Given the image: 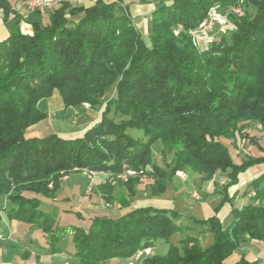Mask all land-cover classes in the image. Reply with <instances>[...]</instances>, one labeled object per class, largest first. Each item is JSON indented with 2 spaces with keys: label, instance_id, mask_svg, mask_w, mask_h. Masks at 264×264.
Masks as SVG:
<instances>
[{
  "label": "trees",
  "instance_id": "obj_1",
  "mask_svg": "<svg viewBox=\"0 0 264 264\" xmlns=\"http://www.w3.org/2000/svg\"><path fill=\"white\" fill-rule=\"evenodd\" d=\"M158 1L148 23V44L120 4L100 1L87 9L62 3L44 13L45 24H31L32 35L16 32L0 42V211L6 208L7 219L41 230L50 242L60 238L55 215L43 212L36 196L49 195L50 177L74 168L118 173L123 166H150L160 173L150 188L159 194L176 171L189 170L204 181L221 173L234 185L240 173L264 162L236 166L221 143L234 140L246 124H259L264 131V0H242L244 14L229 17L233 30L228 38L201 53L189 33L212 6L226 8L239 0ZM160 3L165 4L157 9ZM0 12L5 24L18 19L9 0H0ZM113 91L100 121L81 137L25 135L45 119L38 108L41 100L57 94L63 109L83 103L94 108ZM111 109L118 124L105 117ZM157 142L162 157L173 152L167 178L151 162ZM53 184L56 191L58 183ZM248 187L254 196L231 211L228 224L217 217L219 207L208 218L193 220L212 235L207 247L189 235L170 244L182 231L181 215L146 206L114 219L90 217L85 225L68 226L70 234L63 229L73 245L70 258L74 264H109L162 242L168 245L165 254L142 257L140 264H258L243 255L228 262L242 243H264V174ZM59 250L60 245L51 247L50 254Z\"/></svg>",
  "mask_w": 264,
  "mask_h": 264
},
{
  "label": "rangeland",
  "instance_id": "obj_2",
  "mask_svg": "<svg viewBox=\"0 0 264 264\" xmlns=\"http://www.w3.org/2000/svg\"><path fill=\"white\" fill-rule=\"evenodd\" d=\"M157 1L158 0L152 3L156 4ZM9 2L11 6H14L15 0H9ZM23 2L19 3L25 14L26 10L22 6ZM245 6L247 13L252 15L254 12L253 7L250 4ZM26 14L40 15L37 12ZM243 14L242 0H239L235 6L226 8L217 4L212 6L206 17L200 23V25L204 23L203 28L205 27L202 33L204 40L197 42L195 37L192 36L194 30L189 33L194 48L201 53L208 50L215 42L221 39H227L230 32L233 30L229 17L234 16L236 18H241ZM180 31L181 27H178L174 34L177 36ZM142 38L143 37H141V39ZM143 42L148 44V41L145 39ZM114 96L115 93L113 91L110 94L108 93L106 97H102V104L98 107L92 108L89 104L83 103L77 109H63L58 95L54 94L48 100H41L39 102L38 108L45 114V119L29 127L25 135L32 138L51 134V130L48 127L49 120L50 127L55 128L56 132L60 135L59 137L62 139L70 138L69 134L63 133L60 130V127L64 126V124L69 125L73 131L77 132V135H83L88 129L92 128L100 121L104 109L109 103V99ZM105 117L115 124L120 122V118L114 115L112 109L109 113H106ZM34 126L48 128L33 131V128H35ZM129 134L133 138H141V133L138 131H130ZM221 143L227 149L232 163L236 166H240L242 162L245 161H260L264 159V131H262V127L259 124H246L240 128L234 140H222ZM172 159L173 152L168 153L166 157H162L161 145L159 142L151 147V162L165 171L164 178H167L168 174H170ZM262 164H264V162L252 165L244 172L240 173L237 177V183L234 185H230L228 179L221 175V173H217L213 181H204L201 176L189 170L176 171L174 172L171 183L159 194H152L150 188L152 185H155V179H159L157 177L160 176V173L153 171L150 166L139 169H131L123 166V169L118 173L98 172L87 168H74L68 172L61 171L54 178H49L47 185V189L50 191L48 193L49 195H37L36 197L40 201V208L43 212H50L55 215L54 217L59 224V230L56 234L58 236L61 235L60 238L62 240H60V238H58L59 240H52L51 242L49 240L45 242L43 239L38 240L35 235L39 234V237L42 238H46L47 235L43 234L41 230L31 226L30 228L35 232V235L32 234L29 239H31L33 243H37L40 249L43 248V250H45L41 252L42 255L45 254L48 256V252L50 254V248H55V246L58 245L63 246V251L67 255L73 251V245L69 235H63L62 231L63 229H68V226L78 223L79 219L85 218L84 222L87 221L89 216H106L114 219L130 209L148 206L156 209H165L181 215V217L178 218L177 224L181 227L182 231L171 237L170 244L177 245L179 241L187 235L193 237L201 235L199 241L201 247L204 248L212 243V235L207 233L208 236L204 237L203 230H205V228L194 223L193 220L204 219L205 215H207L205 212L206 209H215L218 207L217 215L219 212L225 211V209L226 211L230 209L229 215L231 218V211L233 209H242L249 203V199L254 196V192L250 191L248 187L253 180L248 183L246 181L242 186H239V177L246 179L251 177L253 172L258 173V171H262V167L260 166ZM127 171H134L137 176L135 174L128 176L125 174ZM54 181L58 183L56 191H52ZM131 190H134V192L132 193ZM208 191H210V193ZM195 193L198 198L193 197ZM4 200L5 201L1 202V207L3 208L5 206L4 204H7V200ZM88 201L91 203H88ZM204 203L208 204L206 206L202 205ZM63 209H66V211H63ZM5 211L6 208L4 211H0L1 225L5 223L8 224L10 221H15L7 219ZM228 221L229 220H226L225 224H227ZM66 232L68 231L66 230ZM26 236L29 237V235ZM19 237L20 236H17L18 239L16 241H20ZM3 238L4 237L0 233V240ZM42 243H44V245H42ZM167 248V244L157 242L156 246L152 248L140 250L144 252L141 257H136L135 254L132 259H114L108 263L131 264V262H134L140 264L139 260L142 257L163 255ZM38 260V258H32L31 264H40ZM74 262L73 258L61 255L58 257H51L43 262V264H74ZM228 262H231V258Z\"/></svg>",
  "mask_w": 264,
  "mask_h": 264
},
{
  "label": "crops",
  "instance_id": "obj_3",
  "mask_svg": "<svg viewBox=\"0 0 264 264\" xmlns=\"http://www.w3.org/2000/svg\"><path fill=\"white\" fill-rule=\"evenodd\" d=\"M98 1L102 2L103 4H107V5L108 4H120L123 10L126 13H128V15L132 18L136 29L141 34V37H143L142 39L143 40L145 39L148 41V35H147L148 34L147 33L148 23L151 18V14L155 10V4L148 2L147 0H121V3H119L118 0H60L58 6L52 10L47 11V13H50L58 9L62 5V3H67L68 5L72 7L79 6V7H83L87 9V8L94 6V4ZM12 7H13L14 12L18 16L17 20L9 21L7 24H5L3 22V15L0 12V42L5 41L11 34L16 33V32L22 35L30 36L32 35L31 24L33 22H39L42 25L47 22L48 16L45 14H40L39 16H36L35 14H24L21 4L19 2H15L14 6ZM68 19L71 22H76L78 20V17H73V18L68 17ZM49 122H48V127L51 130L50 133L60 136L56 132L55 128L50 127ZM47 128H44V127L41 128V127L36 126L35 128H33V131L42 130V129L44 130ZM60 130L61 132L70 135V138H66V139H72V138H77V137L82 136L81 134L77 135V132L73 131L67 124H64V126L60 127ZM260 166L262 167V171H258V173L253 172L251 177H248L246 179L239 177V180H240L239 186L240 185L242 186L246 181L248 183L249 181L254 180L258 176H260L261 174H264V164ZM208 192L210 193V191ZM89 201L88 203H91ZM207 204L208 203H204L202 205L206 206ZM213 209L208 208L205 210L207 215H205L204 219L208 218L209 216L213 214ZM63 211H66V209H63ZM229 212H230V209H227V211L225 209V211L219 212V214L217 215L219 220L222 223H224V225H226L225 224L226 220H229L228 223L231 221ZM89 218H87V220ZM84 220L85 218L79 219L77 224L78 225L86 224V221L84 222ZM0 233L4 237L3 239L0 240V264H31L32 258L33 259L38 258L39 259L38 261L40 262V264H43V262H45L47 259L51 257H54V256L58 257L62 255L64 257L70 258L72 254L71 252L66 255L63 251V246H60V250L57 253L53 254L51 251V254H49L48 252V256H46L45 254L42 255L41 252L45 250H43V248L40 249V246L37 245V243H33L32 240L29 239L31 238L32 234L35 235V232L32 231L29 225L18 222V221H10L8 222V224L5 223L2 225L0 224ZM26 235H29V237H27ZM17 236H20L19 237L20 241H16L18 239ZM35 236L38 238V240L43 239V241L47 242V238L39 237V234ZM200 236H198V238ZM203 236L204 237L208 236L207 232L204 231ZM42 245H44V243H42ZM235 253H234L235 255L231 257V262L229 263H233L237 261L240 258V256L243 255L245 259L249 262L256 261L258 262V264H264V243L263 242L246 241L240 245L239 249ZM131 264H136V263L131 262Z\"/></svg>",
  "mask_w": 264,
  "mask_h": 264
},
{
  "label": "built area",
  "instance_id": "obj_4",
  "mask_svg": "<svg viewBox=\"0 0 264 264\" xmlns=\"http://www.w3.org/2000/svg\"><path fill=\"white\" fill-rule=\"evenodd\" d=\"M147 1L152 3L156 0H147ZM59 2L60 0H30V2H23L22 6L26 10V13L37 12L39 14H44L45 12L57 7ZM203 26L204 23H202L196 30H194V32H192V36L195 37L197 42H201L202 40H204L202 33L204 32L205 27L203 28ZM128 172H134V171H128ZM193 197L198 198L196 193L193 195ZM143 253H144L143 251H138L136 253V257H141Z\"/></svg>",
  "mask_w": 264,
  "mask_h": 264
},
{
  "label": "bare ground",
  "instance_id": "obj_5",
  "mask_svg": "<svg viewBox=\"0 0 264 264\" xmlns=\"http://www.w3.org/2000/svg\"><path fill=\"white\" fill-rule=\"evenodd\" d=\"M24 2H30V0H24ZM125 174H127L128 176H131V175H134V174H135V175L137 176V174H136L135 172H128V171H127V173H125ZM142 174H143V173H142ZM142 174H141V175H142ZM124 178H125V177H124ZM129 178H130V177H129ZM125 179H126V178H125Z\"/></svg>",
  "mask_w": 264,
  "mask_h": 264
},
{
  "label": "water",
  "instance_id": "obj_6",
  "mask_svg": "<svg viewBox=\"0 0 264 264\" xmlns=\"http://www.w3.org/2000/svg\"><path fill=\"white\" fill-rule=\"evenodd\" d=\"M163 6H164V4H158L156 7H157V9H159V8H161Z\"/></svg>",
  "mask_w": 264,
  "mask_h": 264
}]
</instances>
